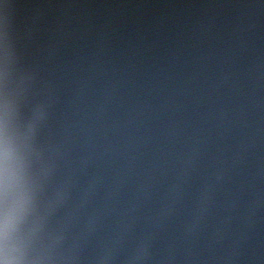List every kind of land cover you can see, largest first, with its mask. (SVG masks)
I'll return each mask as SVG.
<instances>
[{
    "label": "clouds",
    "instance_id": "clouds-1",
    "mask_svg": "<svg viewBox=\"0 0 264 264\" xmlns=\"http://www.w3.org/2000/svg\"><path fill=\"white\" fill-rule=\"evenodd\" d=\"M0 264H264V0H0Z\"/></svg>",
    "mask_w": 264,
    "mask_h": 264
},
{
    "label": "water",
    "instance_id": "water-1",
    "mask_svg": "<svg viewBox=\"0 0 264 264\" xmlns=\"http://www.w3.org/2000/svg\"><path fill=\"white\" fill-rule=\"evenodd\" d=\"M13 2L21 3V2H25V0H13Z\"/></svg>",
    "mask_w": 264,
    "mask_h": 264
}]
</instances>
